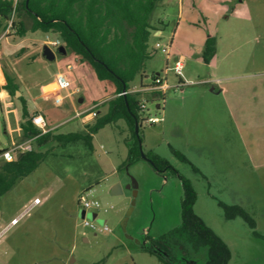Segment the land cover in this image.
Returning <instances> with one entry per match:
<instances>
[{"label": "rangeland", "instance_id": "obj_1", "mask_svg": "<svg viewBox=\"0 0 264 264\" xmlns=\"http://www.w3.org/2000/svg\"><path fill=\"white\" fill-rule=\"evenodd\" d=\"M14 20L25 35L8 24L0 37V151L26 140L20 97L29 115L41 113L56 128L53 135L85 132L106 112L114 86L70 50L45 61L42 46L62 39L31 32L26 16ZM150 25L160 34L151 32L150 58L129 87L146 105L139 118L161 121H141L136 137L144 156L155 154L172 170L158 173L142 159L124 166L135 138L123 120L95 134L92 151L79 140L48 141L38 169L0 198V264H162L143 247L180 226L178 176L196 191L194 213L228 246V264H264V0H161ZM1 71L19 96L3 90ZM58 73L72 81L69 90L58 87ZM156 76L167 89L151 90ZM58 95L64 99L55 105ZM97 103L96 117L71 119ZM84 194L100 203L94 223L105 220L109 232L83 227Z\"/></svg>", "mask_w": 264, "mask_h": 264}, {"label": "trees", "instance_id": "obj_2", "mask_svg": "<svg viewBox=\"0 0 264 264\" xmlns=\"http://www.w3.org/2000/svg\"><path fill=\"white\" fill-rule=\"evenodd\" d=\"M161 0H0V36L8 23L16 29L19 37H24L25 29L14 17L24 16L31 20L30 31L55 33L62 39L64 49L70 50L93 69L97 80L109 81L115 88V97L106 101L107 110L97 116L92 124L86 125L83 133L53 135V131L38 136L30 121L26 101L22 104L21 135L25 139L33 136L35 148L29 152L15 154L10 162L0 160V198L6 195L22 179L38 169L44 153L40 149L52 140L57 143L82 141L93 150V136L106 125L123 120L132 131L135 143L128 148L125 165L134 164L139 159L140 150L134 119L141 126L139 118L138 94L131 93L129 84L139 75L148 52L149 39L153 30L150 18ZM213 42L206 41L205 56L209 57ZM5 84L3 90L10 96L16 95L18 86L4 71H1ZM158 77H154L153 82ZM125 88V94H123ZM6 150V149H4ZM4 150H1L0 153ZM154 163L158 173L172 170L163 158L151 154L146 156ZM143 160V159H142ZM174 174H177L175 171ZM183 197L180 203V226L169 237H159L151 245L143 247L155 255L162 264H197L199 253H203L202 264H228L231 253L228 246L194 213L196 191L188 180L180 178Z\"/></svg>", "mask_w": 264, "mask_h": 264}, {"label": "built area", "instance_id": "obj_3", "mask_svg": "<svg viewBox=\"0 0 264 264\" xmlns=\"http://www.w3.org/2000/svg\"><path fill=\"white\" fill-rule=\"evenodd\" d=\"M17 2H18V0H14L13 8H14L15 4H17ZM8 24H10V22ZM157 34H160V33H157ZM48 44H49V47H52L55 49L59 47V41H56V40L50 41ZM155 48H160L159 43L155 44ZM163 50L165 51L166 54H168V47L167 48L164 47ZM182 63L183 62H181V61H177L173 67L175 73L179 76H181ZM162 81L163 80L160 77H158L155 81V82H158V84L156 86H153L151 88V90L162 89L164 86ZM56 82H57L58 87L62 90H69L72 87L71 83L67 79V76H65L62 73H58L56 75ZM178 85H182V82L179 81ZM76 92L77 91H74L73 89H71L69 91V93L67 94V97L68 98L71 97V95L76 93ZM133 92H136V91H133ZM63 99L64 98L62 96L58 95L54 99V104L60 105L62 103ZM99 105H101V103H97V104L93 105L92 107H89L87 109H83L81 111L75 110V113L73 116H71V119L72 120L79 119L82 122H87L89 119H92L98 115V111H96V110H97V107ZM139 110H140V112L146 110V105L144 102L139 103ZM141 120L145 121V123L154 125V124L159 123L161 121V117L154 115V116L144 117ZM30 121L33 124V126L35 127V129L39 130L37 137L41 136L45 133H48L52 130L54 131L56 129V128H53L52 126H48L46 121L44 120V118L41 115L32 114L30 117ZM37 137L33 136V137L26 139L24 142L19 143V144L13 143L8 149H6L0 153V160L10 162L13 160L15 154L31 151L33 148L32 142ZM78 201H79V204L81 206L80 208H82L86 212V214L87 213L89 214V212L92 213L94 211H98L101 208L100 203L96 200L89 199L87 194L81 195L79 197ZM94 221L95 220H93V221L89 220L87 218V216H85L84 220H83V227L88 228V230L93 231V232H109V229L106 227V224H103L102 226H98L94 223Z\"/></svg>", "mask_w": 264, "mask_h": 264}, {"label": "water", "instance_id": "obj_4", "mask_svg": "<svg viewBox=\"0 0 264 264\" xmlns=\"http://www.w3.org/2000/svg\"><path fill=\"white\" fill-rule=\"evenodd\" d=\"M66 53V50L64 49L63 46H59L57 49H56V52L54 50H52L49 46L47 45H43L42 46V52H41V55L43 57V59H45V61H53L56 59V54H59V55H64ZM123 94H125V88H123ZM20 94L18 93V90L16 91V96H19ZM77 103L78 104H81L82 103V99H78L77 100ZM138 123L137 121L134 119V131L136 133V135H138ZM138 147H139V150H140V156L141 158L146 162L148 163L149 165H151L152 167H154V163L149 159L147 158L146 156H144V153L142 152L141 150V146H140V141L138 140ZM115 190V189H114ZM113 190V191H114ZM112 191V192H113ZM86 216L88 217V219H90L91 221L93 220H96V214L95 213H87ZM101 224H104L105 223V220H98Z\"/></svg>", "mask_w": 264, "mask_h": 264}, {"label": "crops", "instance_id": "obj_5", "mask_svg": "<svg viewBox=\"0 0 264 264\" xmlns=\"http://www.w3.org/2000/svg\"><path fill=\"white\" fill-rule=\"evenodd\" d=\"M157 33H160V30H157V31L154 32V34H157ZM158 76H159V75H158ZM158 76H157V77H158ZM71 77H72V76H71ZM67 79H68V77H67ZM161 79H162V78H161ZM68 80H69V82H70L71 85H72V81H71L70 79H68ZM162 83H163V85H164V86H163L164 90L167 89L168 86H166V85L164 84L163 81H162ZM163 88H162V89H163ZM162 89H158V90H162ZM75 91H77V89H75ZM70 105H71V103L68 104V107H71ZM71 108H72V107H71ZM156 108L158 109V112H160V105H159V104L156 105ZM99 112H100V111H98V113H99ZM34 114H35V113H34ZM35 115H43V114H41V113H37V114H35ZM43 118H44V117H43ZM44 120H45V118H44ZM45 121H46V120H45Z\"/></svg>", "mask_w": 264, "mask_h": 264}]
</instances>
